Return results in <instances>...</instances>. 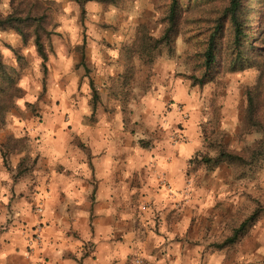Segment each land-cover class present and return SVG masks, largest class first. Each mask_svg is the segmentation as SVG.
I'll list each match as a JSON object with an SVG mask.
<instances>
[{"label": "rangeland", "instance_id": "374dc122", "mask_svg": "<svg viewBox=\"0 0 264 264\" xmlns=\"http://www.w3.org/2000/svg\"><path fill=\"white\" fill-rule=\"evenodd\" d=\"M53 1L45 70L31 39L0 29L1 59L20 89L1 115L0 176L17 190L13 199L27 193L38 215L27 246L36 264H43L41 182L85 176L92 194L106 178L117 188L111 240L127 247L125 264H264V157L246 167L222 162L209 170L189 162L214 155L211 144L242 153L261 137L242 127L244 93L258 72L246 67L192 84L191 55L204 27L198 21L181 27L173 56L135 57L129 66L125 50L139 28L160 34L163 0H93L84 12L72 0ZM182 1L201 9L210 0ZM11 2L0 0L2 16ZM256 26L264 29L262 14ZM89 79L98 94L94 111ZM108 161L110 173L102 164ZM254 213L234 243L213 246ZM7 215L6 223L9 209ZM92 249L93 242H83L81 258Z\"/></svg>", "mask_w": 264, "mask_h": 264}, {"label": "trees", "instance_id": "16d2710c", "mask_svg": "<svg viewBox=\"0 0 264 264\" xmlns=\"http://www.w3.org/2000/svg\"><path fill=\"white\" fill-rule=\"evenodd\" d=\"M84 12V5L93 0H72ZM104 4H115L117 0H95ZM162 30L157 37H152L144 28H139L133 44L125 50L127 63L137 57L151 62L155 54L165 52L168 56L175 53L174 39L181 27L191 21L203 24L197 35L194 53L191 55L192 72L189 79L192 84L203 85L213 75L224 71H236L246 67L258 72L256 84L245 90V108L242 118L244 130H254L261 137L244 152L238 153L225 149L215 143L211 144L214 155L200 154L189 162H198L207 170L222 162L238 164L246 167L264 157V29L258 31L256 23L259 15L264 19V0H210L201 9H191L182 0H163ZM53 0H12L7 15L0 14V29H13L23 42L31 39L36 53L41 58L43 69L48 58L46 44L51 34V11L49 5ZM198 16V17H196ZM191 35L190 38H193ZM189 40V38H188ZM84 65V55L81 59ZM131 69V67H130ZM86 70V68H85ZM126 75H129L126 73ZM92 92L91 104L93 111L98 100L94 83L89 79ZM9 77L0 54V123L1 115L13 94L19 92ZM140 145L147 144L140 140ZM22 166V163L19 164ZM24 171L19 170V174ZM256 213L245 219L222 242L213 246L220 250L234 243L244 227L254 218Z\"/></svg>", "mask_w": 264, "mask_h": 264}, {"label": "crops", "instance_id": "0c3cea01", "mask_svg": "<svg viewBox=\"0 0 264 264\" xmlns=\"http://www.w3.org/2000/svg\"><path fill=\"white\" fill-rule=\"evenodd\" d=\"M104 162V168L110 173V162ZM99 164L101 163L98 162L97 167ZM5 179L4 175L0 176V224L7 222L5 219L8 218V209L11 219L6 223L7 228L0 232V264H36L38 256H30L27 246L30 227L38 220V215L33 212V203L25 197L27 193H24V197L12 198L17 190H9V183ZM61 180L58 183V179L52 177L41 182L44 185L41 189L42 215L39 216L44 223L43 244L40 249L43 264H125V256L122 255L127 254V247L111 240L115 209L110 201L115 199L117 188L111 190L112 182H107L109 179L106 178L97 183L92 194L89 176L76 178L71 182ZM123 230L125 229L118 231L121 233ZM67 232L78 234L74 237ZM85 241L93 242V249L89 256L81 258V244ZM118 253L121 256L117 258Z\"/></svg>", "mask_w": 264, "mask_h": 264}, {"label": "built area", "instance_id": "2783aa9c", "mask_svg": "<svg viewBox=\"0 0 264 264\" xmlns=\"http://www.w3.org/2000/svg\"><path fill=\"white\" fill-rule=\"evenodd\" d=\"M132 264H142V261L139 259H135Z\"/></svg>", "mask_w": 264, "mask_h": 264}]
</instances>
